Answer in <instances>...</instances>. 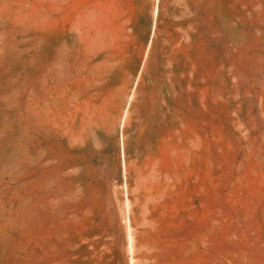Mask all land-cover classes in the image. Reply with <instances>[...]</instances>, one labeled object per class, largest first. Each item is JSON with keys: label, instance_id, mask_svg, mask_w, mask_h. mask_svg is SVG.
Listing matches in <instances>:
<instances>
[{"label": "rangeland", "instance_id": "1", "mask_svg": "<svg viewBox=\"0 0 264 264\" xmlns=\"http://www.w3.org/2000/svg\"><path fill=\"white\" fill-rule=\"evenodd\" d=\"M0 264H264V0H0Z\"/></svg>", "mask_w": 264, "mask_h": 264}]
</instances>
